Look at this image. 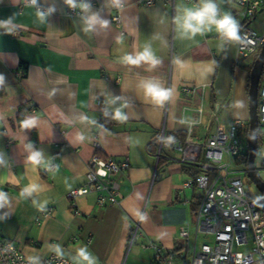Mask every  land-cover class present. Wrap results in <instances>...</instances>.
<instances>
[{
	"label": "crops",
	"instance_id": "1",
	"mask_svg": "<svg viewBox=\"0 0 264 264\" xmlns=\"http://www.w3.org/2000/svg\"><path fill=\"white\" fill-rule=\"evenodd\" d=\"M144 1L123 0L118 9L110 0H77L91 4L109 21L106 28L85 34L81 13L70 14L64 0H38L43 11L55 8L44 22L26 0H0V19L12 18L17 25L12 35L0 29V74L5 77L0 86V152L7 161L6 167L0 166V191L11 199V206L0 210V217L8 213L0 218V238L14 241L26 256L42 259L51 252L49 244H60L71 259L77 247L87 246L97 264H121L129 246L130 264H155L154 250L145 246L148 239L164 245L177 261L189 255L201 191L196 186L182 190L192 171L180 162L181 152L174 145L188 137L202 140L218 121L249 118L253 63L249 59L237 63L238 39L221 46L214 29L192 40L180 38L173 23L177 9L197 3L155 0L146 5ZM217 3L230 13L235 0ZM117 12L122 27L112 19ZM146 44L161 60L156 68L121 62ZM21 66L25 71L19 76ZM209 66L211 73L206 71ZM144 78L158 79L171 88V100L163 106L146 101L138 87ZM184 85L199 87L185 98ZM116 96L123 99L110 104ZM125 102L128 119H112V111ZM201 104L205 115L189 133L188 124L181 123L183 116L197 120L198 114L189 109L183 114V109ZM212 109L217 110L218 121L211 118ZM21 113L23 120L36 117V126L23 128ZM78 133L84 134L83 141L77 139ZM166 137L174 142L166 146ZM95 138L100 154L130 159L128 169L115 176L120 200L100 206L97 193L91 192L77 197L73 206L69 192L85 183ZM29 142L43 152L45 162H56L58 171L44 173L42 166L29 163L25 149ZM33 182L43 186L36 198L47 202L45 211H38L31 199L19 197L20 190ZM186 223L189 239L179 234Z\"/></svg>",
	"mask_w": 264,
	"mask_h": 264
},
{
	"label": "built area",
	"instance_id": "2",
	"mask_svg": "<svg viewBox=\"0 0 264 264\" xmlns=\"http://www.w3.org/2000/svg\"><path fill=\"white\" fill-rule=\"evenodd\" d=\"M154 1L145 0L144 4L151 5ZM187 1L198 3V0ZM26 3L31 4V0H26ZM263 5L264 0H235V4L230 8V14L239 20V64L259 54L264 45V29L257 30L251 26V21L262 11ZM35 7L45 9L40 2ZM69 13L80 14L81 10L69 8ZM112 19L118 27H122L123 19L119 12L115 13ZM24 71L21 66L18 75L22 76ZM119 79L118 77L117 80ZM198 87L184 85L181 88L183 96L192 97ZM259 90V130L264 147V85ZM188 109L198 114L197 120L183 116L190 133L193 126L201 122L205 110L202 104L196 108L185 106L183 114ZM210 115L218 121L216 109H212ZM248 130L249 118H233L227 124L218 121L214 131L202 140L188 137L175 143V148L181 152L180 162L199 169L196 176L191 175L182 185V190L196 186L201 191V200L196 209V233L193 240L188 242L189 255L179 261L164 245L148 239L145 246L154 250L155 264H264V207L262 202H258L257 198L246 190L243 179L248 173ZM161 138L158 157L163 147V134ZM93 144L95 152L87 163L85 183L69 192L73 206L77 197L91 192L97 193V203L100 206L115 205L120 200L119 184L115 176L128 169L130 159L125 156L117 160L112 155L100 154V142L97 138ZM51 164L57 165L56 162ZM255 168L257 172L264 169V149L261 167ZM41 171L50 172L43 166ZM50 212L51 208L45 213ZM179 234L182 238H190L188 223L180 228ZM200 234L208 239L200 241ZM136 235L137 230L133 233L132 241ZM9 245L11 250L6 251ZM26 258L18 244L10 239L0 238V264H27ZM41 264H73V261L66 256L62 260L58 259L50 252L41 259Z\"/></svg>",
	"mask_w": 264,
	"mask_h": 264
},
{
	"label": "clouds",
	"instance_id": "3",
	"mask_svg": "<svg viewBox=\"0 0 264 264\" xmlns=\"http://www.w3.org/2000/svg\"><path fill=\"white\" fill-rule=\"evenodd\" d=\"M111 4L117 8L123 7V0H110ZM64 3L71 9L79 8L81 10L80 26L85 33H91L97 30L98 27L106 28L109 21L103 18L99 11H94L89 3H77V0H64ZM38 0H31V5L36 6ZM55 11L54 7H49L47 11L37 7L36 15L41 22L46 20V17ZM176 31L181 39H195L197 35L203 36L211 32L213 29L217 32L221 46L233 40L238 39V22L233 16L223 11L217 0H198V3L192 7H180L177 9V14L173 18ZM0 29H3V34L12 35L16 32L17 25L13 23L12 18L0 19ZM121 62L128 65L140 66L142 63L149 65V70L160 65L161 60L156 56L150 44H146L142 51L126 54L122 57ZM212 67L209 66L206 71L212 72ZM5 84V77L0 74V86ZM138 87L142 89L146 101L163 106L165 102L171 100L173 90L167 88L164 84L155 78H144L139 82ZM123 97L116 96L110 98V104L115 105L121 101ZM128 106L127 102L120 107H116L111 114L112 119L125 121L128 119L127 114L123 111ZM82 121L96 124L95 120H89L88 117H81ZM184 121H181L183 123ZM37 124V118L34 116L26 117L21 121V126L25 129H31ZM77 139L83 141L85 136L83 133H78ZM174 142L173 137L165 138V145H170ZM25 149L28 152L27 161L33 166H43L48 171H58V166H53L50 162H45L44 155L41 150H36L32 143H27ZM0 166H7V161L2 152H0ZM43 186L38 183H29L20 190L19 197L25 200L31 199V202L38 211H45L46 201L41 202L38 195L43 191ZM11 199L4 191H0V210L9 208ZM7 212L3 213L0 218H6ZM49 251L53 252L58 259H63L65 252L60 244H49ZM6 251L11 250L9 245ZM27 264H41V257L38 255L27 256ZM71 259L73 264H97V258L88 250L87 246H80L75 249Z\"/></svg>",
	"mask_w": 264,
	"mask_h": 264
},
{
	"label": "water",
	"instance_id": "4",
	"mask_svg": "<svg viewBox=\"0 0 264 264\" xmlns=\"http://www.w3.org/2000/svg\"><path fill=\"white\" fill-rule=\"evenodd\" d=\"M264 71V45L262 46L259 54L257 55L249 75V89H248V105H249V130L247 137L248 144V159L247 169L248 177L255 183L264 197V181L259 176L255 168V158L259 146V117L258 106L259 100V88L261 77Z\"/></svg>",
	"mask_w": 264,
	"mask_h": 264
},
{
	"label": "rangeland",
	"instance_id": "5",
	"mask_svg": "<svg viewBox=\"0 0 264 264\" xmlns=\"http://www.w3.org/2000/svg\"><path fill=\"white\" fill-rule=\"evenodd\" d=\"M251 26L256 28L257 30H262L264 29V5H263V10L260 11L258 13V15L251 21ZM258 54V53H257ZM256 54V55H257ZM256 55H254V57L249 58L251 63H254L255 59H256ZM264 85V78L261 80L260 82V88H262V86ZM263 143L260 142L259 146H258V151H257V155L255 158V166L257 168L261 167V163H262V153H263ZM259 176L261 177V179L264 181V169H261L259 172ZM190 178V176L188 177ZM244 185L247 191L251 192V194L258 199L262 198V194L260 192V190L257 188V186L255 185V183L248 177V175L244 176ZM262 207H264V200L262 201ZM208 239L206 236L200 234L199 235V240H206ZM210 242H212L211 239H209ZM132 252V249L128 246V249L125 253V257L122 260L121 264H130V253Z\"/></svg>",
	"mask_w": 264,
	"mask_h": 264
},
{
	"label": "trees",
	"instance_id": "6",
	"mask_svg": "<svg viewBox=\"0 0 264 264\" xmlns=\"http://www.w3.org/2000/svg\"><path fill=\"white\" fill-rule=\"evenodd\" d=\"M264 72V71H263ZM264 74V73H263ZM263 74H262V77H261V80L263 79ZM259 98H260V90H259ZM23 118H24V113H21V116H20V121H23ZM260 142L263 143V137H262V134H261V131L259 130V144ZM162 151V150H161ZM246 161V160H245ZM186 169L188 171H192V175L193 176H196L197 173L199 172V169L196 167V166H193V165H186ZM258 202H262L264 200V197L262 196L261 199H258Z\"/></svg>",
	"mask_w": 264,
	"mask_h": 264
}]
</instances>
